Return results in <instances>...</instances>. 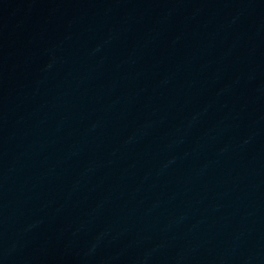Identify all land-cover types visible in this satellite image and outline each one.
I'll list each match as a JSON object with an SVG mask.
<instances>
[{
    "label": "water",
    "instance_id": "obj_1",
    "mask_svg": "<svg viewBox=\"0 0 264 264\" xmlns=\"http://www.w3.org/2000/svg\"><path fill=\"white\" fill-rule=\"evenodd\" d=\"M11 264H264V0H76Z\"/></svg>",
    "mask_w": 264,
    "mask_h": 264
}]
</instances>
